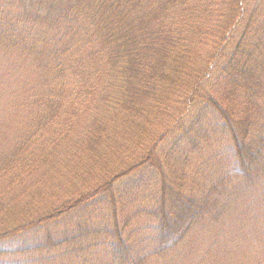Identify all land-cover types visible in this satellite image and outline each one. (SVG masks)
I'll list each match as a JSON object with an SVG mask.
<instances>
[{"label": "trees", "instance_id": "trees-1", "mask_svg": "<svg viewBox=\"0 0 264 264\" xmlns=\"http://www.w3.org/2000/svg\"><path fill=\"white\" fill-rule=\"evenodd\" d=\"M0 51L33 85L7 104L21 123L4 130L0 215L14 224L0 231L41 233L0 264L68 251V264H170L191 234H214L200 263L264 264V0H0ZM35 191L55 203L21 219L7 200ZM117 200L142 201L130 213L152 224L147 244Z\"/></svg>", "mask_w": 264, "mask_h": 264}, {"label": "rangeland", "instance_id": "rangeland-1", "mask_svg": "<svg viewBox=\"0 0 264 264\" xmlns=\"http://www.w3.org/2000/svg\"><path fill=\"white\" fill-rule=\"evenodd\" d=\"M10 63H11L10 59L8 60L7 57L4 55V51H0V72H4V74L0 73V78L5 88L4 91L3 90L0 91V153H4L5 152L4 148L7 146V144L8 143L12 144L13 142V139L11 138V136L7 134L6 132H4V130L7 131L8 129V131H13L17 127H19L21 123V118L19 116L7 114V111H8L7 104H11L15 107L22 106L23 104H14L13 102H15V100L18 98V96H20V94L24 90L30 89L33 86L31 85L30 87V84L28 83V80H30V77L28 76H19L17 80L16 79L11 80L12 74L8 73V67ZM31 67L32 65L29 66V68ZM36 68L37 66L35 65L32 67V70H31L33 73V75L31 74L32 77H34V71L38 72ZM50 73H51V76L54 75L53 71H50ZM1 75H3V77ZM6 87L10 88L11 91H14L16 93V96L15 97L8 96V90ZM27 95L32 101L30 91H28ZM34 112L35 111L32 108V115ZM36 177L38 176L36 175ZM131 182H132L131 178H128V179L126 178L124 180H121L118 183V186L115 188L114 192L118 191L119 195H123L124 191L126 192V189L130 188ZM125 185H127L126 189H124ZM68 189H69V186H68ZM55 190H56V193L58 194V191L63 192L66 190V188H63V187L60 188L59 185H53L51 190L46 189L45 192H50L53 194ZM32 196H33L32 199H31V196L24 198L21 204L15 205L10 197L8 198L7 202L10 205L11 209L19 214L21 219H23V214H26V216L28 215L30 216L31 215L30 213H33L34 209L42 207L41 209H39V211L40 210L43 211L45 210L46 207H51L52 204L55 203V202H52V203L49 202V200L47 199L48 196H46L45 194L44 195L39 194L36 191L34 192V195ZM43 199H45L46 202H44ZM119 203L120 201L117 200V203H116L117 210L120 209L118 206ZM141 203H142L141 200H139L138 202H135L133 205V208L131 205V210L135 209L136 211L141 205ZM129 208L130 207H128L127 209ZM127 209L121 208L119 211H117L118 213L121 212L119 213L120 218H124L126 216L130 217V227L132 228L131 231H133V236L135 237L132 239L143 242V245L145 243L147 244V241H149V238H150L149 237L150 236L149 227L151 228L152 224L146 220V216L141 217L137 215L136 217H134L130 213L131 210L127 212ZM109 211L110 209L107 204L101 207H97L95 205L92 211H90L92 226H98L102 224L105 221V217L109 216ZM6 218L7 216L0 215V220L4 222L3 224H0L1 226L5 227L4 224H7V223L14 224L11 218H7V219ZM0 228L3 230L2 227ZM215 228L216 226L214 225L211 226V229H215ZM1 231H0V235H1L0 237L2 238H0V252H9L13 248H16L22 245H25L30 248L36 243L38 236L39 237L41 236L40 232H37V233L28 232L27 235L25 236L23 234L20 235V234L15 233L12 236V238L8 239L2 236ZM38 231L40 230L38 229ZM17 232L21 233L20 230ZM68 232H72V230H69ZM16 235H19V236H16ZM263 235H264V231H263ZM93 240L94 242H97V238H93ZM214 240H215L214 234H211V236L208 235V238H205L202 236L200 237L198 236L197 238H195V236L191 234L186 240H184L183 242H179L176 246L173 247L174 250L172 249L173 250L172 253L168 256V261L170 262V264H213L214 260H205L202 263H200V261L202 259V255L204 254V251L206 250L205 248H207V246H209L211 241L213 242ZM68 253L69 255L66 252H63L62 255H59L58 257H54L52 253H49L47 255L42 254L41 257L37 256L36 254L33 256L29 255L25 258L11 256V255L3 256L2 258L5 260L3 261L2 264H12L15 261L19 262L20 264H23L25 262H28V264H39L38 258L40 259V264H46V257L48 255H49L48 258H50V261L48 264H66L68 261L74 260L75 258V256L70 251H68ZM150 253H153V250H151ZM0 261H2L1 258H0Z\"/></svg>", "mask_w": 264, "mask_h": 264}]
</instances>
